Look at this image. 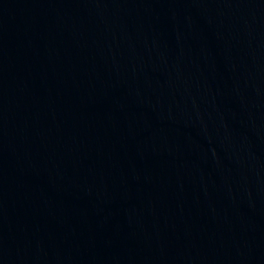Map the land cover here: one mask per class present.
Listing matches in <instances>:
<instances>
[{"label":"water","instance_id":"1","mask_svg":"<svg viewBox=\"0 0 264 264\" xmlns=\"http://www.w3.org/2000/svg\"><path fill=\"white\" fill-rule=\"evenodd\" d=\"M0 264H264V0H0Z\"/></svg>","mask_w":264,"mask_h":264}]
</instances>
